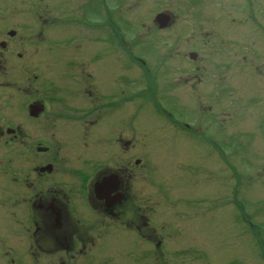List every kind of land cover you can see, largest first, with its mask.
Returning a JSON list of instances; mask_svg holds the SVG:
<instances>
[{"label": "flooded vegetation", "instance_id": "af4514ba", "mask_svg": "<svg viewBox=\"0 0 264 264\" xmlns=\"http://www.w3.org/2000/svg\"><path fill=\"white\" fill-rule=\"evenodd\" d=\"M262 167L264 0H0V264H264L192 212Z\"/></svg>", "mask_w": 264, "mask_h": 264}, {"label": "rangeland", "instance_id": "374dc122", "mask_svg": "<svg viewBox=\"0 0 264 264\" xmlns=\"http://www.w3.org/2000/svg\"><path fill=\"white\" fill-rule=\"evenodd\" d=\"M19 6L18 3V10H20L18 14L28 15L27 12L19 8ZM24 9H26V7H24ZM156 95L164 96L163 100L167 103L165 105L167 107H172L169 97L173 96V94L170 93V89H158ZM175 108H178L177 105ZM160 124L159 119L152 118L144 126H140V128L153 129ZM158 158L162 159V161H164V159L169 161L171 153L169 151H163ZM169 165L170 164L164 166L161 170H167L170 176L172 171ZM262 169L264 168L262 167L261 170ZM196 171L197 170L192 173L193 176L191 178L193 180L201 178V174L197 175ZM247 173L248 168L245 169V174ZM251 173L255 175L253 179L247 177L244 178L245 181H240L238 183L240 194L243 199L240 202L239 210L223 211L224 209L209 207V211H192L194 215H198L194 216V224L196 227L194 233L201 234V231H203V239L210 241L209 245L213 246L210 250L216 252L213 253L214 255L227 254L229 251L227 248L228 246H238V248H234L230 253L239 251V255L245 256L258 254L262 250L254 246L256 243L264 242V180H261L255 171L252 170ZM245 174L244 177L246 176ZM212 186L213 185L210 184L207 188L210 197L209 201L212 199L213 193L217 188V186ZM203 224L204 227H202Z\"/></svg>", "mask_w": 264, "mask_h": 264}]
</instances>
